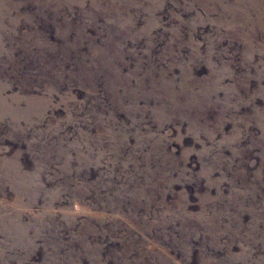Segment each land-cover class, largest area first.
<instances>
[{
  "label": "rangeland",
  "instance_id": "rangeland-1",
  "mask_svg": "<svg viewBox=\"0 0 264 264\" xmlns=\"http://www.w3.org/2000/svg\"><path fill=\"white\" fill-rule=\"evenodd\" d=\"M0 264H264V0H0Z\"/></svg>",
  "mask_w": 264,
  "mask_h": 264
}]
</instances>
